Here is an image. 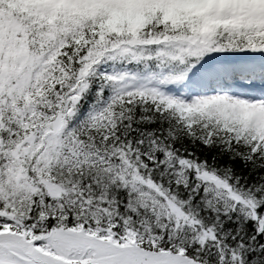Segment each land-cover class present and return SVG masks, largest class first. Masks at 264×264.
Returning a JSON list of instances; mask_svg holds the SVG:
<instances>
[{"label": "snow or ice", "instance_id": "snow-or-ice-1", "mask_svg": "<svg viewBox=\"0 0 264 264\" xmlns=\"http://www.w3.org/2000/svg\"><path fill=\"white\" fill-rule=\"evenodd\" d=\"M0 264H264V0H0Z\"/></svg>", "mask_w": 264, "mask_h": 264}]
</instances>
